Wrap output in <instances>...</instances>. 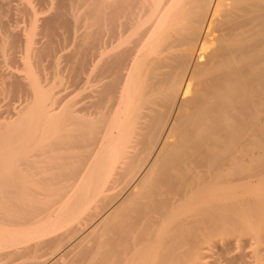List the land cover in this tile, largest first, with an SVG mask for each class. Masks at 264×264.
I'll use <instances>...</instances> for the list:
<instances>
[{"label": "bare ground", "instance_id": "bare-ground-1", "mask_svg": "<svg viewBox=\"0 0 264 264\" xmlns=\"http://www.w3.org/2000/svg\"><path fill=\"white\" fill-rule=\"evenodd\" d=\"M0 105V264H264V0H0Z\"/></svg>", "mask_w": 264, "mask_h": 264}, {"label": "rangeland", "instance_id": "rangeland-1", "mask_svg": "<svg viewBox=\"0 0 264 264\" xmlns=\"http://www.w3.org/2000/svg\"><path fill=\"white\" fill-rule=\"evenodd\" d=\"M3 109V105H0V110H2ZM22 259V258H21ZM20 258L19 259H17V260H3V261H1V264H22V263H27V262H29V260L28 259H26V258H23L22 260H21ZM15 262V263H14ZM22 262V263H21Z\"/></svg>", "mask_w": 264, "mask_h": 264}]
</instances>
